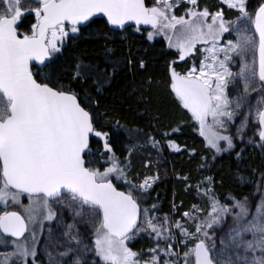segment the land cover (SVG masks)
<instances>
[{
	"label": "snow or ice",
	"instance_id": "snow-or-ice-1",
	"mask_svg": "<svg viewBox=\"0 0 264 264\" xmlns=\"http://www.w3.org/2000/svg\"><path fill=\"white\" fill-rule=\"evenodd\" d=\"M212 9L201 0H0V264H264V171L239 177L255 184L254 199L217 195L213 176L178 177L198 203L157 215L159 204L146 202L159 174L136 171L132 146L117 154L112 132L123 126L100 111L120 67H147L130 45L113 58L107 42L162 37L175 58L147 89L162 86L177 115L160 139L137 129L141 150L196 156L171 138L190 120L213 160H239L247 146L264 153V0ZM85 34L106 42L110 70L65 62ZM200 159L198 171L208 169ZM145 237L151 246L134 250Z\"/></svg>",
	"mask_w": 264,
	"mask_h": 264
},
{
	"label": "trees",
	"instance_id": "trees-1",
	"mask_svg": "<svg viewBox=\"0 0 264 264\" xmlns=\"http://www.w3.org/2000/svg\"><path fill=\"white\" fill-rule=\"evenodd\" d=\"M216 2L217 0H201V5L206 4L211 10H214L212 6ZM182 11V8L177 9V15ZM105 43L103 39L89 37L85 34L64 53L65 62L71 65L74 58L81 57L85 61L98 63L110 70V65L106 64L104 60ZM107 44L114 49L113 58H120L121 54L126 52L125 45H130L133 55L143 57L147 65L146 69H140L138 62L134 68L125 63L115 73L111 87L104 92L103 98L100 99V111H108L110 113L108 119H118L120 125L123 126L119 129L114 128L112 132L114 149L117 154L119 155L126 147L132 146L134 147L132 162L136 171L141 174H159L160 179L153 185L151 197L146 202V206L157 203L160 206V211L157 214L164 215L171 213L173 202L176 205H181L183 201V206L179 208L181 213L187 210L191 204L198 203L193 198L195 193L186 192V184L178 179V177L184 176L190 177L188 183L191 184H195L197 179L202 176H213L217 195L223 197L226 194H232L237 198L247 196L249 199H254L255 184H242L239 177L244 176L250 181L259 179L260 172L264 171L261 168V164L264 163V153L258 148L247 146L239 160L230 153L218 155L213 160L212 154L204 148L203 137H200L198 131L194 130L193 122L188 120L182 131L173 134L171 138L182 148H195L196 156H190L187 151L171 152L167 147H164L159 153L150 148L141 150V145L135 139L137 129L142 130L144 134H150L156 139H160L159 133L167 131L166 126L175 122L176 110L164 93L163 87L153 86L151 89H147L148 79L151 78L154 82L160 81L166 61L175 57L170 54L171 50L167 48L163 38L146 43L141 41L139 36H134L124 42L116 39L115 42L109 41ZM123 58L127 59L126 56ZM83 87L93 97H96L91 82ZM155 117H159V124ZM129 133L134 137L132 145H129L127 139ZM142 139L143 137H141ZM201 156L207 157L210 167L198 171ZM141 158L150 159L151 167L145 168ZM179 218V214H177L175 219ZM140 243L141 241L138 239L131 246L134 250H139Z\"/></svg>",
	"mask_w": 264,
	"mask_h": 264
},
{
	"label": "rangeland",
	"instance_id": "rangeland-1",
	"mask_svg": "<svg viewBox=\"0 0 264 264\" xmlns=\"http://www.w3.org/2000/svg\"><path fill=\"white\" fill-rule=\"evenodd\" d=\"M158 38H162V37H158ZM237 123H238V121H237ZM231 130L234 131L235 130L234 127ZM26 202L27 201L25 200V203ZM0 208H2V206H0ZM157 215H159V214H157ZM160 216H163V215L160 214ZM139 240L141 241V243H140L141 247L139 249L147 248V247L151 246V242L146 237L145 238H139ZM136 241H138V239Z\"/></svg>",
	"mask_w": 264,
	"mask_h": 264
}]
</instances>
